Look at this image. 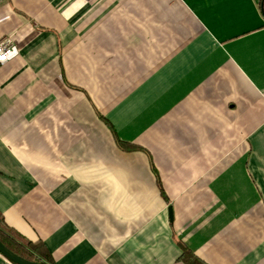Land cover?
<instances>
[{
  "label": "crops",
  "instance_id": "crops-1",
  "mask_svg": "<svg viewBox=\"0 0 264 264\" xmlns=\"http://www.w3.org/2000/svg\"><path fill=\"white\" fill-rule=\"evenodd\" d=\"M4 36L16 235L53 264H264L262 0H0Z\"/></svg>",
  "mask_w": 264,
  "mask_h": 264
},
{
  "label": "trees",
  "instance_id": "trees-1",
  "mask_svg": "<svg viewBox=\"0 0 264 264\" xmlns=\"http://www.w3.org/2000/svg\"><path fill=\"white\" fill-rule=\"evenodd\" d=\"M264 9V0H262ZM0 240L13 252L33 261L43 264H53V256L51 251L42 241L24 240L16 235L6 224L3 214L0 212ZM181 259L187 264H205L199 260L195 254L189 249L184 248ZM13 264V261H11Z\"/></svg>",
  "mask_w": 264,
  "mask_h": 264
},
{
  "label": "built area",
  "instance_id": "built-area-1",
  "mask_svg": "<svg viewBox=\"0 0 264 264\" xmlns=\"http://www.w3.org/2000/svg\"><path fill=\"white\" fill-rule=\"evenodd\" d=\"M18 54V47L11 36H4L0 39V66L7 63ZM13 264V263H12Z\"/></svg>",
  "mask_w": 264,
  "mask_h": 264
},
{
  "label": "water",
  "instance_id": "water-1",
  "mask_svg": "<svg viewBox=\"0 0 264 264\" xmlns=\"http://www.w3.org/2000/svg\"><path fill=\"white\" fill-rule=\"evenodd\" d=\"M170 216H172V208H170ZM0 253L5 256L10 261H13L16 264H43L37 261L26 259L17 253L9 249L1 240H0Z\"/></svg>",
  "mask_w": 264,
  "mask_h": 264
},
{
  "label": "snow or ice",
  "instance_id": "snow-or-ice-1",
  "mask_svg": "<svg viewBox=\"0 0 264 264\" xmlns=\"http://www.w3.org/2000/svg\"><path fill=\"white\" fill-rule=\"evenodd\" d=\"M0 59H2V57H0Z\"/></svg>",
  "mask_w": 264,
  "mask_h": 264
}]
</instances>
